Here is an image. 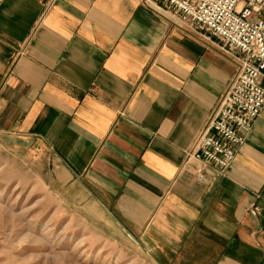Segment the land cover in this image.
<instances>
[{"label":"crops","instance_id":"1","mask_svg":"<svg viewBox=\"0 0 264 264\" xmlns=\"http://www.w3.org/2000/svg\"><path fill=\"white\" fill-rule=\"evenodd\" d=\"M237 66L142 0H0V136L152 264H264V107L225 172L182 167Z\"/></svg>","mask_w":264,"mask_h":264},{"label":"rangeland","instance_id":"2","mask_svg":"<svg viewBox=\"0 0 264 264\" xmlns=\"http://www.w3.org/2000/svg\"><path fill=\"white\" fill-rule=\"evenodd\" d=\"M98 229L47 190L33 155L0 136V264H152L139 241Z\"/></svg>","mask_w":264,"mask_h":264},{"label":"built area","instance_id":"3","mask_svg":"<svg viewBox=\"0 0 264 264\" xmlns=\"http://www.w3.org/2000/svg\"><path fill=\"white\" fill-rule=\"evenodd\" d=\"M170 10L201 35L212 36L238 64L206 125L185 151L182 167L194 166L198 181L206 167L225 172L264 107V0H142ZM260 208L253 205L252 215Z\"/></svg>","mask_w":264,"mask_h":264}]
</instances>
